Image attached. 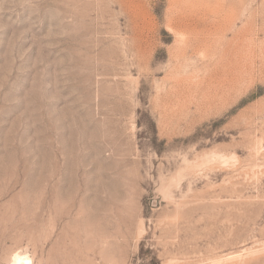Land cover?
I'll return each instance as SVG.
<instances>
[{"label":"rangeland","instance_id":"374dc122","mask_svg":"<svg viewBox=\"0 0 264 264\" xmlns=\"http://www.w3.org/2000/svg\"><path fill=\"white\" fill-rule=\"evenodd\" d=\"M0 264H264V0H0Z\"/></svg>","mask_w":264,"mask_h":264}]
</instances>
